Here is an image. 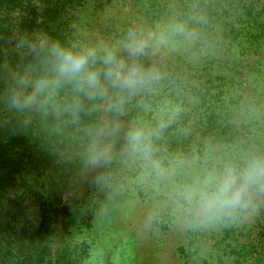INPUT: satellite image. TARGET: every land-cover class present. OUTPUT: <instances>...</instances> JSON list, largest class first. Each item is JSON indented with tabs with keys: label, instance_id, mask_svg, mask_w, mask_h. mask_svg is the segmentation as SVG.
<instances>
[{
	"label": "trees",
	"instance_id": "1",
	"mask_svg": "<svg viewBox=\"0 0 264 264\" xmlns=\"http://www.w3.org/2000/svg\"><path fill=\"white\" fill-rule=\"evenodd\" d=\"M177 19L195 29L196 39L157 66L163 78L155 92L132 101L125 119L155 124L161 110L166 118L178 110L157 141L166 162L239 159L254 141L264 152V0H0L4 35L45 29L94 40L92 31L105 29L116 43L131 30ZM149 200L157 215L149 230H168L179 217L150 179L119 171L110 186H90L34 133L0 126V264H118L119 214L125 203ZM238 217L193 221L190 232L213 242L199 243L197 264H264L262 217L257 211L250 223ZM188 240L190 249L196 239Z\"/></svg>",
	"mask_w": 264,
	"mask_h": 264
},
{
	"label": "clouds",
	"instance_id": "2",
	"mask_svg": "<svg viewBox=\"0 0 264 264\" xmlns=\"http://www.w3.org/2000/svg\"><path fill=\"white\" fill-rule=\"evenodd\" d=\"M196 37L179 19L131 30L120 44L45 29L0 34V126L34 133L55 161L77 167L90 186H110L119 171L138 172L180 218L203 223L255 212L264 202V152L166 162L157 141L178 110L167 118L161 110L155 124L125 119L131 102L153 94L163 78L145 59L178 38Z\"/></svg>",
	"mask_w": 264,
	"mask_h": 264
},
{
	"label": "rangeland",
	"instance_id": "3",
	"mask_svg": "<svg viewBox=\"0 0 264 264\" xmlns=\"http://www.w3.org/2000/svg\"><path fill=\"white\" fill-rule=\"evenodd\" d=\"M118 19L119 17L117 21ZM103 24L110 28L111 20L105 18ZM136 27L138 26L136 25ZM104 30L105 29H94L91 33L92 38L94 40L108 41L106 31L104 32ZM186 41L187 40L182 38L181 40H177L174 47L151 53L149 57L145 59V62L155 64L156 66L164 63L176 50H181L184 44L187 43ZM122 42L124 41L119 40V42L117 41L116 43L120 44ZM250 143L255 146L251 153L257 152L255 151L257 147L256 141ZM112 194L116 195V199L120 197L117 194ZM124 205L127 207V211H121L124 215L119 214V232L113 234L115 238H119V246H117V248H119L117 252L118 264H197L193 252L201 253L198 249L200 246L199 243L207 242V245L213 243L205 232H203L202 236L201 232L194 228L193 232L196 236L192 234L189 228L194 226V222L180 217L174 220L173 225L169 227L168 230L155 229L154 231L151 228L150 231V219L152 216H157L153 214L150 200L146 203L130 202ZM128 208H130L129 211ZM132 210L133 212H131ZM256 211L264 222V202L260 203ZM253 214L254 212L241 215L238 217V220H236L250 223V218H252ZM124 219L126 220L125 222H123ZM254 233H256L255 230ZM189 235L194 236L196 239V243L193 244L190 249L189 247L187 248L189 244ZM107 242H112V237H108ZM191 242H193V240H191ZM210 254L214 255L215 252L211 250ZM203 255L207 254H202L199 258Z\"/></svg>",
	"mask_w": 264,
	"mask_h": 264
}]
</instances>
